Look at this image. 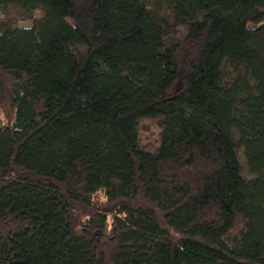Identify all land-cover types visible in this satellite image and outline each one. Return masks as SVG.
<instances>
[{"label": "trees", "instance_id": "1", "mask_svg": "<svg viewBox=\"0 0 264 264\" xmlns=\"http://www.w3.org/2000/svg\"><path fill=\"white\" fill-rule=\"evenodd\" d=\"M0 11V264H264V0Z\"/></svg>", "mask_w": 264, "mask_h": 264}, {"label": "rangeland", "instance_id": "2", "mask_svg": "<svg viewBox=\"0 0 264 264\" xmlns=\"http://www.w3.org/2000/svg\"><path fill=\"white\" fill-rule=\"evenodd\" d=\"M1 11H0V16H1ZM40 14V11H38L37 13H36V15H39ZM21 24H23V25H30L31 24V20H26V21H23V22H21Z\"/></svg>", "mask_w": 264, "mask_h": 264}]
</instances>
